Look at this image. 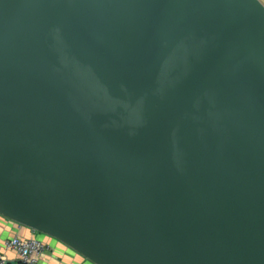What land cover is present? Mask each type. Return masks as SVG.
Segmentation results:
<instances>
[{
    "label": "water",
    "instance_id": "95a60500",
    "mask_svg": "<svg viewBox=\"0 0 264 264\" xmlns=\"http://www.w3.org/2000/svg\"><path fill=\"white\" fill-rule=\"evenodd\" d=\"M0 214L94 264H264V2L0 0Z\"/></svg>",
    "mask_w": 264,
    "mask_h": 264
},
{
    "label": "crops",
    "instance_id": "0c3cea01",
    "mask_svg": "<svg viewBox=\"0 0 264 264\" xmlns=\"http://www.w3.org/2000/svg\"><path fill=\"white\" fill-rule=\"evenodd\" d=\"M262 1L264 2V0ZM15 235L24 238L30 236L40 237L53 246V253L43 259L40 264H94L61 241L39 235V233L34 232L30 228L19 225L0 214V252L7 258L8 264H21L20 257L15 251L3 248V242Z\"/></svg>",
    "mask_w": 264,
    "mask_h": 264
},
{
    "label": "built area",
    "instance_id": "2783aa9c",
    "mask_svg": "<svg viewBox=\"0 0 264 264\" xmlns=\"http://www.w3.org/2000/svg\"><path fill=\"white\" fill-rule=\"evenodd\" d=\"M5 250L15 251L21 264H40V262L53 253V246L47 241L36 237L13 236L3 242ZM0 264H8L7 258L0 252Z\"/></svg>",
    "mask_w": 264,
    "mask_h": 264
},
{
    "label": "rangeland",
    "instance_id": "374dc122",
    "mask_svg": "<svg viewBox=\"0 0 264 264\" xmlns=\"http://www.w3.org/2000/svg\"><path fill=\"white\" fill-rule=\"evenodd\" d=\"M39 235H41V234H39ZM40 238V237H39Z\"/></svg>",
    "mask_w": 264,
    "mask_h": 264
}]
</instances>
